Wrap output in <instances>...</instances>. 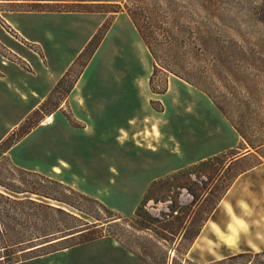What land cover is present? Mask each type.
Wrapping results in <instances>:
<instances>
[{"label":"rangeland","instance_id":"1","mask_svg":"<svg viewBox=\"0 0 264 264\" xmlns=\"http://www.w3.org/2000/svg\"><path fill=\"white\" fill-rule=\"evenodd\" d=\"M39 3H49L45 9L52 11L30 12ZM71 3L0 0V71L8 76L4 84L0 81V144L8 136L11 143L30 132L7 153H0L4 167L0 180L21 185V174L8 172L10 162L35 171L46 179L36 180L41 191L66 199L81 211L61 208L90 226L99 225L91 234L94 241L114 236L149 264H173L174 259L175 264H185L186 245L176 249L141 230L132 222L136 209L147 202L146 212L154 217L182 218L193 201L191 193L201 197L216 192L223 178L257 167L240 178L245 186L253 183L249 187L255 195L241 192L234 199L231 192L222 201L230 202L246 224L241 229L243 246L256 243L263 248L264 199L258 194L264 172V0H102L103 5L85 8H73ZM127 8L137 13L155 57ZM70 60L69 74L40 112L24 109L25 120L10 132L1 94L5 86L22 80L27 86H44L50 74L58 75ZM234 125L242 127L254 144H262L258 152L245 150V140ZM7 130L9 135L1 140ZM243 155L247 157L225 173L224 162ZM216 156L214 162L198 165ZM222 201L216 214L221 213L226 224ZM210 204L201 198L190 209V217H206ZM74 224L73 219L51 213L38 231L54 232ZM18 249L13 246L6 256ZM58 252L18 264H106L103 257L94 259L87 251ZM199 254L194 250L190 259L195 261Z\"/></svg>","mask_w":264,"mask_h":264},{"label":"trees","instance_id":"2","mask_svg":"<svg viewBox=\"0 0 264 264\" xmlns=\"http://www.w3.org/2000/svg\"><path fill=\"white\" fill-rule=\"evenodd\" d=\"M100 1L102 0H66V2L68 3L72 2L71 6L73 8H75V6H82L83 8H85L87 6L103 5L100 4ZM89 3H93V4H89ZM36 6L37 8L35 10H30V12L52 11L50 9H45L46 7H51L49 3H45V4L39 3L36 4ZM127 13L131 17L133 24L135 25L141 38L145 42L151 55L155 57L156 53L155 50L153 49L152 42L149 36L147 35V33H145V29L141 24V22L139 21L137 13L128 8H127ZM223 63L224 62L222 60H218V64L220 66H223L224 65ZM171 73L174 72L171 71ZM68 74L69 72L65 74L62 80ZM174 74L180 77V75L176 73ZM180 78L192 84L190 80L184 77H180ZM55 89L53 90V92L55 91ZM167 89L168 88H166L160 93H166ZM203 91L214 101L212 95H210L209 92H206L205 90ZM214 103L216 104V100L214 101ZM216 106L219 108V110L224 112L222 107H220L218 104ZM37 111L40 112V108L36 110V113ZM234 127L241 135V137L245 140L244 143L245 150H248L247 152H250V154L253 152H258V149L262 144L260 146L259 145L257 146L256 144H254L252 141L249 140L246 132L243 131L244 129L242 127L237 125L236 126L234 125ZM29 133L30 132L23 134L17 141L11 143L8 142L10 140L8 136L0 144V153L1 154L7 153L14 145L20 142L21 139H23ZM4 143L5 144L9 143V144L5 148H2ZM217 159H219V156L206 159L200 162L198 165H202V166L208 165ZM232 160L229 163L224 162L225 173L231 171L233 165L237 162V160L236 161H232ZM8 166L10 167L9 169L10 171L8 172L17 171L21 174L20 175L21 185L15 186L12 185L11 183L9 184L6 183L4 179L0 180V189H1L0 190V264H18L31 259L39 258L41 256L49 255L58 252L60 250H66L75 246L83 245L97 239L91 236V234L92 232H94L93 228L95 227L98 228L99 225L94 224L93 226H90L89 223L65 211V209L61 208L60 206L65 205L77 211H81L80 208L74 206L66 199H58L56 197H53L49 193H45L41 191L39 187H37L36 184L37 178H39V180H46L42 175L32 170H25L16 167L13 164H11V162L10 164H8ZM1 168L4 167L0 165V169ZM10 175L12 174L10 173ZM239 175L240 174H236L235 176H232L231 178L228 179L223 178L221 181L217 183V189L218 186L220 185L221 188H219L216 192L213 191H210L209 193L205 192L206 194L204 196L202 195L201 197H199L197 194L191 193V195L193 196V201L191 205H189L185 209L184 217L182 218L174 217L173 215L170 214H166V215L161 214L158 217H154L150 213L146 212L147 202H145L136 209V213L134 215L132 222H134L136 226L139 227L141 230H145L146 232H153L158 237V239L163 243L172 244L176 246V249H179V247L182 245H186L185 252L182 254V258H183L182 260L185 262V264H193L189 259L186 258V255L193 246L195 240L200 235L203 227L208 222L211 214L218 207V205L225 197L227 192L230 190V188L233 186ZM47 181L49 183H54L53 181H49V180ZM55 184H57L59 187L63 188L64 190H70L66 188L67 186H64V184L62 183H55ZM150 191L151 189L149 190V193ZM201 198L203 199L204 202L206 201L211 202L209 207V212L207 216L204 218H200L199 216H197V214H195V217L191 218L189 214L190 209L192 207H195L199 203ZM50 201L57 202L58 206L52 205ZM51 213H59L69 219H73L75 220V224L68 228L56 229V231L54 232L38 231L40 227V223L47 222L49 218V214ZM176 214H178L177 211ZM96 220L101 221V219H97V218ZM12 224L18 226L20 228V231L15 232V229L14 227H12ZM194 226H196L195 229H192V227ZM29 228H34V230L32 231V229ZM111 237L115 239L117 242H119L123 247H125L131 253H134L135 255L139 256L146 264H149L148 262H146V259H144V257L142 258V256L139 253L131 250V248H129L123 242L116 239L114 236ZM13 240L14 243L12 242ZM69 241H73V243L60 249H56L52 251L49 250L54 246L56 247L59 244L68 243ZM13 246L20 247V249L16 250L13 254H10L9 256L8 255L6 256L7 251L10 250V248H13ZM39 252H41V254L37 255V253ZM227 262L231 264H264V250L257 253L254 252L240 253L237 255L230 256L226 259L216 261L214 262V264H225ZM175 263H177L176 259L173 260V264Z\"/></svg>","mask_w":264,"mask_h":264},{"label":"crops","instance_id":"3","mask_svg":"<svg viewBox=\"0 0 264 264\" xmlns=\"http://www.w3.org/2000/svg\"><path fill=\"white\" fill-rule=\"evenodd\" d=\"M14 29L22 37H24L25 40H27L23 32L16 25L14 26ZM1 63L4 64L5 61L1 60ZM71 64L72 60L69 61L68 66L66 65L67 67L65 66V68L60 71L58 75L50 74V78L46 80V84L44 86H27L24 80H22L20 84L13 83L9 86H5V91L2 90L1 94L5 96V124L11 125L9 127L10 132L14 127H17L22 121L25 120V116L24 114H22L24 112V109H30V111H32L34 108H39L42 104L45 103V100L49 97V95L57 87L58 83L65 76ZM2 72L4 71H0V81L2 84H4L8 79V76L6 74H3ZM9 109H13V111H9ZM9 130H7V132H5V135L1 137V140L9 135ZM245 157H247V155L240 156L239 158H236V160L237 162H239ZM260 166H263V164L259 165V167ZM256 168L257 167L252 168L247 172L241 174L226 195L228 196L232 192V198L234 199L241 197V192L246 197L255 195L253 192H250L249 187L253 183H250V185L246 184L245 186L244 179L242 180L240 178L245 174H250V172H253V170H255ZM262 171H264V169ZM259 183L263 188L259 190L258 195L264 199V172L260 175ZM221 206L229 221L224 224V218L222 217L223 215L219 212H217L216 214L217 208L215 209V213H212L213 216H210L208 222L205 224L200 235L195 240L193 246L186 255V258L191 260L190 255L194 250H198L200 252V254L195 257V261L191 260L192 262H196L197 264H210L212 262H215L216 260H223L240 253H257L264 250V247L261 248L256 245V243H252V245L248 247L243 246L244 242L242 240V230H244L243 228L246 226V224L244 223L242 218H240L235 212V209L232 207L230 202H226V200H224L222 201ZM261 228L259 226V229ZM246 229L248 233H251L250 228L246 227L245 230ZM228 238H231L233 240L232 245L226 243L225 239ZM258 238H261V236H259ZM258 238H256V242L261 240ZM261 242H263L262 244L264 245V241ZM78 250L89 252V254H91V257L94 259H101V257H103L102 263L106 261V264H146L139 256L131 253L119 242L112 238L99 239L63 251L76 252ZM203 251L207 252V255H203ZM224 252L228 253V255H225Z\"/></svg>","mask_w":264,"mask_h":264},{"label":"bare ground","instance_id":"4","mask_svg":"<svg viewBox=\"0 0 264 264\" xmlns=\"http://www.w3.org/2000/svg\"><path fill=\"white\" fill-rule=\"evenodd\" d=\"M116 52V51H115ZM52 118L51 116H49L47 118V121H50ZM226 240V243H228L229 245H232L233 244V240L231 238H228V239H225Z\"/></svg>","mask_w":264,"mask_h":264}]
</instances>
